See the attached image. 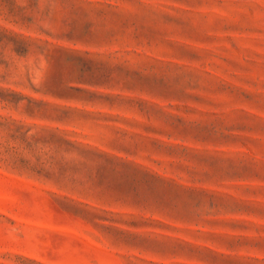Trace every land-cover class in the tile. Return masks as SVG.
I'll return each instance as SVG.
<instances>
[{
    "label": "rangeland",
    "instance_id": "374dc122",
    "mask_svg": "<svg viewBox=\"0 0 264 264\" xmlns=\"http://www.w3.org/2000/svg\"><path fill=\"white\" fill-rule=\"evenodd\" d=\"M0 264H264V0H0Z\"/></svg>",
    "mask_w": 264,
    "mask_h": 264
}]
</instances>
